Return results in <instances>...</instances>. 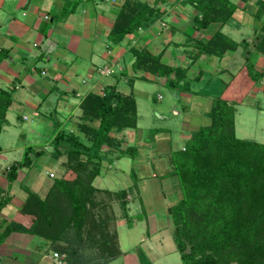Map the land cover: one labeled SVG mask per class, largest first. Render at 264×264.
<instances>
[{
  "label": "trees",
  "instance_id": "obj_1",
  "mask_svg": "<svg viewBox=\"0 0 264 264\" xmlns=\"http://www.w3.org/2000/svg\"><path fill=\"white\" fill-rule=\"evenodd\" d=\"M236 1L249 0H186L195 10L191 27L201 30L213 23H226L237 7ZM256 4L264 17V0H256ZM157 13V8L140 0L126 1L109 39L119 41L150 23ZM260 30L252 46L264 56V20ZM190 39L196 41L193 48L197 53L218 58L235 46L218 29L206 40ZM131 52L134 70L162 76L172 86L185 77L186 68L162 64L158 55L146 49L132 48ZM243 53L244 65L252 69L250 53ZM263 73L264 67L255 73L256 81ZM10 101L11 93L0 88V131ZM79 108L76 132L58 129L51 139L50 154L64 157L59 162L62 172L51 179L44 197L26 189L20 211L29 216L30 222L18 229L49 241L68 264H105L119 253L115 231L109 234L106 228L109 218L112 221L114 217L100 211L106 206L94 195L100 190L92 180L114 150L119 155L134 156L136 148L121 147L122 138L111 133L136 127L135 101L113 84L105 86L100 94L88 93ZM233 114V104L215 96L206 112L208 123L191 132L182 153L170 161L171 168L165 174L175 177L180 192L167 213L172 240L183 264H264V143L235 137ZM92 121L96 125L90 124ZM41 153L44 151L26 146L21 158L8 166L11 178L18 169H29ZM114 193L120 213L126 218V191ZM86 241H90L89 248L96 245L93 254L80 253Z\"/></svg>",
  "mask_w": 264,
  "mask_h": 264
},
{
  "label": "crops",
  "instance_id": "obj_2",
  "mask_svg": "<svg viewBox=\"0 0 264 264\" xmlns=\"http://www.w3.org/2000/svg\"><path fill=\"white\" fill-rule=\"evenodd\" d=\"M126 1L131 3L134 0H0V88L11 93V101L5 111V122L1 127L0 135L9 124L7 120L9 112L15 111L18 107L38 109L45 97L54 96L53 102L57 104L59 100L62 111L67 113L65 119L72 121L73 116L75 118L79 116V103L88 93L100 94L105 86L113 84L119 90L118 82L120 81L131 84L135 76L154 75L149 71L132 69V48L146 49L151 54L158 55L159 62L162 64L186 68V76L195 71V65L200 68L197 69L198 73L201 67L206 66H210L207 68L209 71L215 67V73H221L227 70L229 63L222 62L220 66V60L229 59V62L237 63V72L235 71L231 79L232 82L237 81L241 79L243 65L241 61L234 62V59L238 60L240 55L245 54L244 50L250 53L253 64L256 61L260 65L256 67L257 71L263 70L264 56L255 51L252 46L259 37L264 20L262 9L258 5L255 6V0H249L246 3L239 1L241 4H237L229 21L222 25L213 23L201 30L191 27V17L195 10L186 0H149L148 2L140 0L150 7L157 8L158 13L155 18L147 25L140 26L124 35L119 41L112 42L109 39V32L114 27L119 10ZM44 15H47V19L43 18ZM241 28L244 31L240 32ZM217 29L235 43L234 48L225 50L220 58L197 53L193 48L196 41L190 37H201L202 40H206ZM232 32L237 34L235 40L232 38ZM192 56L196 58L193 59ZM214 58L217 59V63ZM104 67H109L110 72L102 73ZM238 72L239 76H237ZM194 74L192 77H196ZM160 77L165 81L164 77ZM198 77L200 76L197 75ZM256 82L257 85H252L253 90L264 89L260 79ZM233 88L234 94L237 83L233 85ZM70 96L74 97V102L72 100L69 102ZM225 100L232 103L228 99ZM24 118L22 115V119ZM96 123V121L90 122L93 126ZM132 132V129H124L121 133H111V135L122 138V147H124L128 146V140H132ZM25 147L22 142L11 147L0 145V202H2L0 205V264H67L60 254L51 249L49 241L39 235L18 229V226L28 225L30 222L29 216L20 211L27 195L26 189L43 197L51 180L46 174L48 170L45 171L48 181L38 179L40 165H35L36 160L29 169H18L15 178H11L12 174L8 172V166L21 158ZM13 151L19 154L18 157L8 158L7 154ZM39 157L46 160L49 156L46 158V155L41 153L37 158ZM56 158L59 164V160H63V155ZM134 173L132 183L124 188L127 198L125 206L127 217H123L121 213L118 214L112 209L118 215L112 223H109L111 228L113 226L115 229L119 250L118 255L109 261L121 258L118 264H139L137 251L144 255L138 246L122 248L117 231L120 226L126 225L130 228L132 224L137 223L138 219L132 217L128 210L129 201L133 200L132 198H138L143 213L146 210L142 203L144 198L139 192V187L142 186H138L137 183H144L147 179L144 176L142 178L141 171ZM155 176V173H151V177ZM151 179L149 178V181L154 185ZM147 189L150 190L149 185ZM151 189L153 190L152 187ZM158 189L161 190L163 199L162 204L160 203L161 211L157 208L159 211L152 212V215L149 212L145 213L146 225H150L151 231L145 236L139 233V241L148 242L149 251L153 247L152 239L153 241L157 239L156 242L160 244L157 248L161 246L159 249L171 247L172 223L167 208L180 196L175 177H170L168 180L162 179V182L158 183ZM105 194V191L98 193L99 203H103ZM156 198L158 197L156 196L154 200ZM171 200L173 202H169ZM109 203L111 208H118L117 202ZM108 206L109 204L106 205L107 210L110 209ZM53 253L57 256H53ZM146 260L140 264H153Z\"/></svg>",
  "mask_w": 264,
  "mask_h": 264
},
{
  "label": "rangeland",
  "instance_id": "obj_3",
  "mask_svg": "<svg viewBox=\"0 0 264 264\" xmlns=\"http://www.w3.org/2000/svg\"><path fill=\"white\" fill-rule=\"evenodd\" d=\"M146 1L148 2L149 0ZM254 2L255 6H257L256 0ZM236 4L240 5L241 3L236 1ZM242 31H244V29L241 28L240 32ZM233 33L234 32H232L231 35L235 40V35L237 34ZM241 37L243 38V35ZM244 55L245 54L240 55L238 60L234 59V62L241 61L243 65L241 79L237 81L233 80L234 83L231 79L237 72L238 66L237 63H232V61L229 62V59L220 60V66H222V62L229 63L227 67L225 66L227 70L221 73H215V67H213L214 69L212 71L207 70L210 66L201 67L198 73L197 69L200 68L195 65L194 72L196 77H192L194 72L192 74L190 72L187 76L185 75L184 81L179 80L173 86L169 85L170 81L166 82L162 80L160 76H145L144 74L143 77L135 76L131 84H126L122 81L118 82L119 90L124 93H130L135 101L137 115L136 127L132 129V140H128L127 142L128 145L136 148V152L134 156L131 157L128 154L119 155L117 151L114 150L113 154H111L109 158L107 157L109 160H104L101 164L99 174L93 178L94 186L112 190L106 193L105 198L102 200L103 204L105 206L109 204L108 207L110 208L107 210V207H105L104 210H100L103 214L107 216L111 215L114 218L116 215L120 214L118 201L112 193L121 189L125 190L124 188L132 183L133 176L135 175L134 172L139 173L140 171L142 178L144 176L148 181L137 183L138 186H142L139 187V192L141 197L144 198V200L141 199L143 206L146 208V210L144 209L145 213L147 214L149 212V214L152 215V212L161 211V202L163 199L161 198L162 192L158 189V183H161L162 179L168 180L170 178L165 175L171 168L169 165L170 161L174 160L182 153L181 149L186 145L191 132L208 123L205 111L208 109L212 98L217 95L228 99L234 104V136L240 139H250L264 143V89L258 91L252 89V85L258 84L256 82L258 74L255 73L258 72L256 67L260 65L255 61L252 69L247 67V65L243 63ZM214 61L217 63V59L214 58ZM220 66H218V68ZM112 70H114V68H112ZM197 75L200 77L197 78ZM237 76H239V72ZM260 82L262 86H264V73L260 78ZM232 83L233 85L237 83V90L234 94ZM183 94L188 95L184 96ZM53 98L54 96L45 97L38 109L30 107L24 108L21 106L16 108L15 111L9 112L7 116L9 124L6 125L0 135V145L3 147H11L16 143L22 142L25 146H31L33 149L44 151L43 155H46V158L49 156L46 160L40 157L36 158L35 162V165H40L38 169V179L44 181L49 180L45 175L46 170H48L46 174L50 179L58 176L61 173L60 171H62L58 166L59 164H57V158H55L52 153L50 154L51 150L48 149V147H51L50 144L53 135L58 129L69 128V130L76 132L74 125L79 121V116H76V118L73 116L72 121H67L65 119L67 114L66 111H62L59 100L57 104H55ZM71 100L74 102V97L70 96L69 102H71ZM22 115L25 117L24 119H22ZM122 146L123 144L121 142V147ZM7 155L8 158H17L19 154L13 151ZM68 172L65 176H67ZM151 173H155L156 176L151 177ZM49 174H52V176ZM149 178H152L151 180L154 185L150 183ZM148 185L150 186L149 191L147 189ZM99 190V192H106L104 189ZM94 195L97 196L98 194L96 193ZM156 196L158 198L154 200ZM165 197L167 199L166 195ZM125 199L127 200L126 196ZM132 199L133 200L129 201V214L138 220L137 223L132 224L130 228H127L126 225H122L123 227L120 226L118 228V237L122 248L126 246H138V249L144 254L142 255L137 251L139 264L143 263V260L147 261L146 259L153 264H183L171 237V247L166 249H159L161 246L157 248V246L160 245L156 242L157 239L154 241L153 239L152 241L150 240L153 245L150 251L147 249L148 242L144 241L141 243L139 241L140 232L145 236L147 233H150L151 230L150 225H146L147 217L145 213H143L138 198ZM173 199L175 200L174 197ZM110 201L117 202L118 208H111ZM169 202L173 201L171 200ZM114 206H116V204ZM157 208L159 210H157ZM33 209L34 208L30 209V211L33 212ZM112 209L118 212V214L113 212ZM109 222L112 223L113 220L110 221L109 218ZM106 228L107 232L111 234V230L114 227L112 226L111 228L108 224ZM113 230L115 231V229ZM170 230L172 236V226ZM60 243L62 246H65L63 242ZM89 243L90 241H86L84 246L80 248L79 251L81 254H84V252L93 254L96 245L89 248ZM163 245L166 246L165 244ZM60 257L63 259V255L60 254ZM96 258L97 257H95V260ZM120 260L121 258H115L111 261L108 260L109 262L107 261L105 264H118L121 262Z\"/></svg>",
  "mask_w": 264,
  "mask_h": 264
},
{
  "label": "built area",
  "instance_id": "obj_4",
  "mask_svg": "<svg viewBox=\"0 0 264 264\" xmlns=\"http://www.w3.org/2000/svg\"><path fill=\"white\" fill-rule=\"evenodd\" d=\"M43 18L47 19V15H44ZM101 72L104 73V74H107V73L110 72V69H109V67H104ZM49 175L52 176V174H49ZM53 256H57V254L53 253Z\"/></svg>",
  "mask_w": 264,
  "mask_h": 264
},
{
  "label": "water",
  "instance_id": "obj_5",
  "mask_svg": "<svg viewBox=\"0 0 264 264\" xmlns=\"http://www.w3.org/2000/svg\"><path fill=\"white\" fill-rule=\"evenodd\" d=\"M169 85H171V82H169ZM49 150H52V147H48Z\"/></svg>",
  "mask_w": 264,
  "mask_h": 264
}]
</instances>
